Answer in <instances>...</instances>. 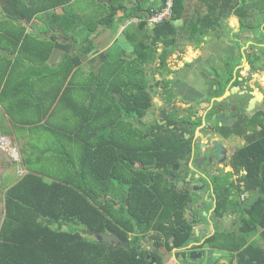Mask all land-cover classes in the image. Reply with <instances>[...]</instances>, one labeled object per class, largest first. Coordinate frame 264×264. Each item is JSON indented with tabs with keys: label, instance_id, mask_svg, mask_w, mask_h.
I'll list each match as a JSON object with an SVG mask.
<instances>
[{
	"label": "trees",
	"instance_id": "trees-1",
	"mask_svg": "<svg viewBox=\"0 0 264 264\" xmlns=\"http://www.w3.org/2000/svg\"><path fill=\"white\" fill-rule=\"evenodd\" d=\"M237 1L264 0H174L171 16L153 26L141 0H0V104L11 124L0 131L24 139L26 169L5 187L0 264H148L152 257L166 264L172 253L202 264L189 255H205V246L231 255L212 264H264V136L236 152L233 168L246 172L216 184L214 232L185 249L200 239L194 227L209 219L188 206V189L170 183L167 161L159 164L165 149L185 143L161 132L169 127L153 117L149 85L150 66L163 63L184 33L199 32L201 18H219ZM118 11L139 18L122 31L133 50L92 55L94 37L114 30ZM191 18L195 29L185 27ZM33 20L39 32L26 26ZM55 48L61 59L51 64ZM226 214L234 215L231 227L216 229ZM95 232L115 233L129 246L109 249Z\"/></svg>",
	"mask_w": 264,
	"mask_h": 264
},
{
	"label": "flooded vegetation",
	"instance_id": "flooded-vegetation-1",
	"mask_svg": "<svg viewBox=\"0 0 264 264\" xmlns=\"http://www.w3.org/2000/svg\"><path fill=\"white\" fill-rule=\"evenodd\" d=\"M200 4L201 13H208ZM193 21L185 27L195 29ZM198 28L184 33L163 63L150 66L149 85L157 111L153 117L169 127L161 132L185 143L175 151L165 149L169 156H159V164L167 161L170 183L188 189L195 202L190 208L209 218L216 184L226 176L236 182L246 172L234 170L236 152L264 136V1L231 2L223 16L203 17ZM154 124L149 120L157 130Z\"/></svg>",
	"mask_w": 264,
	"mask_h": 264
},
{
	"label": "crops",
	"instance_id": "crops-1",
	"mask_svg": "<svg viewBox=\"0 0 264 264\" xmlns=\"http://www.w3.org/2000/svg\"><path fill=\"white\" fill-rule=\"evenodd\" d=\"M101 1L105 2L107 0H101ZM161 1L162 0H141V3L139 4V6L143 7V8L148 7L151 11L150 14L144 15V17L147 18L148 16L159 12L163 8V7H161ZM130 5H132V7L134 6V4H132V2H130ZM58 11H59V9H58ZM144 11L145 10H141L140 12H144ZM144 13H146V12H144ZM116 18H117V20L115 23L114 30L106 29L94 37L93 42L95 44L96 50L94 53H92V55H96L100 52H105V51L117 52L120 50V48L124 49V51H126L127 53H129L133 50L132 44H130L126 40L127 38L122 35V31L127 25L139 21V18L136 16H130L126 19H123V14L121 11L117 12ZM147 25H148V23H147ZM26 26L30 27L31 29H34V31H36V32H39L40 27H41L40 22L38 20H33L30 24L29 23L26 24ZM148 26H153V25H148ZM37 34H40V33H37ZM56 34L58 36V39L63 40L61 37L60 31H58ZM157 50L160 51V47H158ZM61 54H62V51L59 50L58 48L53 49L51 56L49 58V62L51 64L58 63L61 59ZM0 108H1L0 109V122H1L0 125L6 126V127H11V124L8 121V116L3 112L1 104H0ZM0 134L1 135H13V136H15V138L21 139V142H24V139L15 132H12L10 134H8V133L4 134L0 131ZM4 137L5 136H1L0 138L3 139ZM194 228H197L194 231L195 236L200 237V239L198 241L192 240L187 245V247L185 249H190L194 245H198V244L202 243L204 241V239L207 236L211 235L215 230V227H214L211 219H209L208 224L201 223V224L196 225ZM217 228L220 229L219 227L216 226V229ZM221 229H223V228H221ZM204 248H205V255H203V253H202L201 257H203V258L206 257V260L203 261L202 264H212L215 260H218L219 262L222 263V262L228 261L231 258V255L225 251H223L224 253L218 255L217 257H213L212 255L215 253V251H222V250L207 247V246H205ZM181 250L182 249H174L173 251L180 252ZM191 251L200 252L198 249H192ZM171 256H172V260H173L172 264H191V263L184 262L185 260H184L182 255H179L178 257H176V255L174 253H172ZM196 259H198V258H196Z\"/></svg>",
	"mask_w": 264,
	"mask_h": 264
},
{
	"label": "rangeland",
	"instance_id": "rangeland-1",
	"mask_svg": "<svg viewBox=\"0 0 264 264\" xmlns=\"http://www.w3.org/2000/svg\"><path fill=\"white\" fill-rule=\"evenodd\" d=\"M1 109V108H0ZM157 112V111H156ZM5 136L3 139L0 138V225L4 215V192L5 187L12 185L16 180H18L22 175L26 173V169L21 163L22 158V145L21 139L15 138L13 135H1ZM234 215L226 214L223 219L217 221V227L220 229H229L231 227V221ZM224 253L223 251H215L212 255L217 257L218 255ZM206 257L203 258V261ZM172 256L166 257V263L172 264ZM207 262V261H206Z\"/></svg>",
	"mask_w": 264,
	"mask_h": 264
},
{
	"label": "water",
	"instance_id": "water-1",
	"mask_svg": "<svg viewBox=\"0 0 264 264\" xmlns=\"http://www.w3.org/2000/svg\"><path fill=\"white\" fill-rule=\"evenodd\" d=\"M181 186V184H179ZM201 187H195L194 190H201ZM193 204L192 201H188V206L191 207V205ZM197 228H194L192 230L195 231ZM94 235L103 243H105L106 245H108L109 249L112 248H118V247H128L129 246V242L128 241H124L122 240L118 235H116L115 233L112 232H95ZM190 258L191 259H196V258H200L202 256V252H196V251H191L190 252ZM148 258H150L149 255H147ZM156 262V258L152 257L150 258L148 264H154Z\"/></svg>",
	"mask_w": 264,
	"mask_h": 264
},
{
	"label": "built area",
	"instance_id": "built-area-1",
	"mask_svg": "<svg viewBox=\"0 0 264 264\" xmlns=\"http://www.w3.org/2000/svg\"><path fill=\"white\" fill-rule=\"evenodd\" d=\"M173 4L174 0H165V5L159 12L147 17L148 25H154L163 19L169 18L172 14Z\"/></svg>",
	"mask_w": 264,
	"mask_h": 264
}]
</instances>
